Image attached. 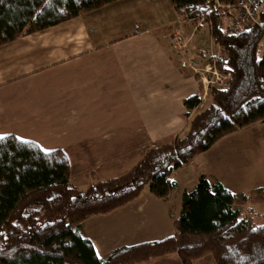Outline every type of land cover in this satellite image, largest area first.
I'll return each instance as SVG.
<instances>
[{"label": "trees", "instance_id": "obj_1", "mask_svg": "<svg viewBox=\"0 0 264 264\" xmlns=\"http://www.w3.org/2000/svg\"><path fill=\"white\" fill-rule=\"evenodd\" d=\"M113 1L0 0V45ZM169 2L194 25L204 17L211 40L226 55L225 63L218 59L217 66L230 71L229 82L209 87L207 102L172 139L145 150L126 172L93 177L83 187L70 181L69 161L61 148L44 150L13 133L0 135V264H132L171 253L181 264H197L205 254L212 264H264V221L234 205L252 195L264 197V186L235 194L203 174L194 188L182 191L175 232L167 237L119 245L99 257L78 231L87 217L119 208L144 189L168 198L177 190L173 169L225 134L264 122V0L254 4L259 24L239 32L223 25L227 11L215 0ZM201 101L198 94H190L182 104L189 111Z\"/></svg>", "mask_w": 264, "mask_h": 264}, {"label": "crops", "instance_id": "obj_2", "mask_svg": "<svg viewBox=\"0 0 264 264\" xmlns=\"http://www.w3.org/2000/svg\"><path fill=\"white\" fill-rule=\"evenodd\" d=\"M115 1L125 2L126 0ZM127 1L136 3L141 1L142 4L147 5L149 8L153 4H158L159 12L161 14L165 13L157 0ZM163 3L166 5L168 11L175 14V16H167L166 21L163 23L164 36L162 37L167 40L166 32L171 24H177L175 23V20L177 19L178 14L176 13L174 6L166 4V0H163ZM79 15L81 16L79 17ZM79 15L43 30L20 35L11 42L0 45V94L11 90L22 91V94H27L23 99H27L28 96H31V94H29L30 92L33 95L40 92V96L38 94L36 95L39 96L38 98L45 97L48 106L60 107L62 105L65 106L72 98H77L74 93L88 91L86 89H89L88 87L91 82L95 81L96 78L100 76H105L108 80L115 76H118L119 78L124 77L125 80L121 79V81L126 83L125 87L128 88L131 96L142 97L143 94H145L142 106L140 108L131 106V108L133 110L138 109L142 112L145 118L151 115V109L153 108L155 109L156 115L146 119L142 125L136 126V128L133 131L131 130L132 132L130 133L116 134L114 137L115 139L111 142L109 136H106L105 134H103L102 137L100 136V138L108 141L109 144L103 145L106 146L101 150L103 153H98L97 156L101 155V157H105L107 159V165L103 169L97 171L92 169L87 171L86 175L89 179L85 181L83 185L85 186L93 177L102 179L113 176L103 175V177H99L98 173L106 174L113 171L117 172L118 169H115V165L120 162L117 159L111 160L107 158L104 156L105 154L116 158L131 154L126 161L122 162L125 164L122 171L123 173L126 172L145 152V150L160 144L161 142L169 141L176 134L180 133L191 114L196 111L199 105L189 111L184 108L182 99L190 94H197L198 83L193 79L190 72L183 74L184 71L178 64L172 65L170 63L163 53H161L159 42L152 36H149L150 32L145 28L140 29V31H132V33H129L125 37L113 40V43L109 45L102 44L98 38L88 42L85 38L88 36L86 28H88V26L91 27L92 21H88L84 17L91 15V13L89 11L86 13H80ZM188 22L190 21L188 20ZM90 33H94L93 27H91ZM82 35H84L83 39ZM146 37H148L150 48L153 51L151 58H155L158 63L156 66L158 70V78L151 77V80H149V78L142 80V88L137 90L132 86L139 83L138 81H133V78L142 75L138 68L130 69L129 67V69H124V67L118 68L117 66L119 61H122L125 65V62H138V60H144V55L145 57H150V55L144 53V48L142 47L143 41ZM129 41H133L134 45H130ZM82 45L85 48L84 51H82ZM136 45L139 47L135 51L134 49ZM112 46L115 47L116 50H123L121 54L119 53L115 55L114 60L112 59L113 56L111 54L100 52L103 49ZM261 50H264V45L261 47ZM104 62L108 63L104 64ZM126 66L130 65L127 64ZM143 69L145 76L150 75L151 73L154 74L155 63L153 62L151 67L146 65ZM168 99L169 102L175 101L174 107L167 106L166 102H168ZM3 100L7 102L12 101L10 98H4ZM34 100L30 105V108H33L34 110L33 114L23 111V108L27 107L26 102H14L12 109L7 116L29 117L30 119L27 120V122L31 120V117L36 119L37 116L34 115L35 110L42 109L46 104L43 100H36V98H34ZM84 103L89 104L88 98L82 100V108L86 109L88 106H83ZM8 104L9 103H7V105ZM1 106L2 108H5L3 103ZM93 108L99 109L101 106L97 105L93 106ZM186 111L188 114L184 115V112ZM95 115L98 116L99 112ZM103 120V117H98V120H92L91 124L97 123L96 126H99ZM34 122H37V120H34ZM7 133H13L18 138H21L18 134L20 132H17L16 128ZM222 137L215 141L205 151L195 155L180 167L172 170V177L177 183V190L174 192H180L181 195L184 189L190 190L194 188L197 179L201 174H203L209 181H219L226 189L235 194L242 192L233 188V185L228 180V174L235 173V175H237V171L232 169V162H236L238 159L241 160V156L233 152L237 147V143L222 148V146H220V139ZM63 138L64 136L61 135L56 137L55 140H62ZM32 141L36 142L44 150L61 148L66 154L65 150L67 145L65 143L58 146L43 148L42 146H46L43 139L39 138L37 141L33 139ZM66 156L70 166V181L79 187L76 182L81 181L76 179L73 182L71 175L72 170H74L75 160L73 163L69 155L66 154ZM201 157H204L207 167L210 169L214 168L216 164L223 159L226 171H224V174L222 175L215 172L206 173L201 168L203 163L200 165L195 162ZM132 158L134 159L132 160ZM129 160L132 161L130 162ZM127 161H129V164L126 163ZM79 162L80 161H78L76 169L79 173H82V164ZM239 178H243V174H240L238 176V179ZM254 178L256 180L255 182L259 183H256L253 188L262 186L260 185L261 179L259 178L258 173L254 175ZM261 198V196L252 195L247 202L243 203L236 200L234 205L240 206L241 208L245 205L246 208H244V210H251L253 214H258L257 212L262 213L263 211L260 209V205H258ZM149 200L150 198L147 197L143 199L137 198L108 213L87 217L82 222V236L92 242L99 257H105L109 251L119 245H130L143 241L159 240L173 234L175 230H171L168 233H164L163 231L159 232V230H156V225L154 227V233L157 235L151 234L153 235L152 237L141 238L144 233H147L148 224L144 218H139V214L141 213L143 205ZM240 202L242 204H239ZM249 203L251 205H249ZM147 211H149V207L147 208ZM156 258L158 257L152 259L155 260Z\"/></svg>", "mask_w": 264, "mask_h": 264}, {"label": "rangeland", "instance_id": "obj_3", "mask_svg": "<svg viewBox=\"0 0 264 264\" xmlns=\"http://www.w3.org/2000/svg\"><path fill=\"white\" fill-rule=\"evenodd\" d=\"M157 2L160 3L161 8L165 12L164 14L159 12L158 4H153L149 8L147 5L142 4L141 1L136 3L129 2L127 0L125 2L114 1L105 7L90 11L91 15L84 18L88 21H92L91 27H93L94 33H90L91 27L88 26V28H86L88 36L85 38L88 42L98 38L102 44L109 45L113 43V40L125 37L129 33H132V31H140V29L145 28L150 32L149 36H152L159 42L161 53H163L170 63L172 65L178 64L184 71L183 74L190 72L193 79L198 83V90L196 93L201 97L202 101L198 106V108H201L207 102L209 87H223L229 82L230 76L225 78V83L223 82L221 85H216L215 82L212 81L213 77L210 70L206 67L209 63L213 65L214 61H210L211 56L220 55V52L223 53L224 51L220 45L213 43L211 40L204 17H200V19H198V23H200L199 26L194 25L188 17L184 18L185 15H183V13H179L175 8L176 13L178 14L177 19L175 20V23L177 24L174 25L173 23L170 25L166 32L167 38L170 33L180 31L187 39L186 48L188 55L191 57L194 56L192 57L194 58L193 60L192 58L190 59V64L188 61H182L177 58L171 44L169 43V38L167 39V42V40L162 37L164 36L163 23L166 21L167 16H175V14L167 10L163 0H157ZM166 4L173 6L169 3V0H166ZM80 16L81 15H79V17ZM239 17V10H232L226 18L224 17L223 25L227 27L233 19ZM188 20L191 23L188 22ZM175 32L173 34H175ZM83 37L84 35H82V39ZM130 45H134L133 41L130 42ZM263 45L264 40L261 43V47H263ZM138 47L139 46L136 45L134 50L136 51ZM142 47L144 48V53H147L150 57H145L144 55V60H138V62H125V65L122 61H119L117 66L118 68L124 67V69H129V67L130 69L138 68L142 75L140 77L136 76L133 78V81L135 80L139 83L132 86L137 90L142 88V80L146 78L151 80V77L158 78V70L156 68L158 63L155 58H151L153 51L150 48L148 37H146L143 41ZM84 49L85 48L82 45V51H84ZM122 51L123 50L121 49L116 50L115 47L112 46L107 47V49H103L100 52L111 54L113 56L112 59L114 60L115 55L119 53L121 54ZM193 61L198 62L197 71H193ZM153 62L155 63L154 74L151 73L150 75L145 76L143 73L145 68L143 69V67H146V65L151 67ZM107 63L108 62H104V64ZM217 63L218 62L216 60L214 65L218 71H221L218 68ZM127 64L130 66H126ZM203 76H205L207 80L202 79L201 77ZM111 78L112 79L109 80L105 76L96 78V80L91 82L89 85V89H86L88 91L74 93L77 98H72L65 106L62 105L60 107L48 106L45 97L38 98L40 96V92L35 93V95L30 92L29 94H31V96H28L27 99H23L27 96V94H22V91L11 90L3 94L1 93L0 135L16 128V131L20 132L18 134L22 139H35L36 141L39 138L43 139L46 144V146H42L43 148L58 146L65 143L67 145L65 150L66 154L69 155L73 163L75 160L74 170L71 172L72 180L73 182L76 179L80 180L81 182L76 183L79 187H82L85 181L89 179L86 175L87 171L90 169L97 171L103 169L107 165V159L105 157H101V155L97 156L98 153H103L101 150L106 147L103 145L109 144L108 141L100 138V136L102 137L103 134L109 136L111 142L115 139L114 137L116 134L130 133L136 128V126L142 125L146 119L156 115L155 109L153 108L151 109V115L146 118L138 109L133 110L131 106L138 108L142 106L145 94H143L142 97L131 96L128 88L125 87L126 83L121 81V79L125 80L124 77L119 78L118 76H115L114 78ZM203 82L208 83L207 87L203 84ZM4 98H10L12 101L7 102L3 100ZM34 98H36V100H43L46 104L42 109L35 110L34 115L37 116L36 119L31 117V120L27 122V120L30 119L29 117L7 116L9 111L12 109L14 102H26L27 107H24L23 111L33 114L34 110L33 108H30V105L32 104ZM86 98H88L89 104L84 103L83 106L88 107L83 109L82 100H85ZM168 102H166L168 107H174L175 101ZM2 103L5 108H2ZM7 103L9 104L7 105ZM97 105H100L101 108L94 109L93 106ZM97 112H99L98 116L95 115ZM98 117H103L106 122L103 120L99 126H96L97 123L91 124L92 120L96 121L98 120ZM34 120H37V122H34ZM60 133L64 136V138L62 140H55L56 137L61 136ZM220 140V146H222V148H226L231 144L234 145L237 143V147L233 152L241 156V160L238 159V161L232 162V169L237 171V175H235V173H231L230 175L228 174V180L233 185V188L237 191L243 192L252 189L256 183H259L255 182L256 180L254 175L256 173L259 174V178L261 179L260 185L264 186V122H256L244 126L223 136ZM130 155L131 154L116 158L105 154L104 156L107 158L111 160L117 159L120 162L115 165V169L118 170L117 172L113 171L106 174L98 173L99 175H97L99 177H103V175L114 176L123 173L122 169H124L123 167L125 164L122 162L126 161ZM133 159L134 158H132V160ZM132 160L129 161L131 162ZM78 161L82 164V173H79L76 169ZM129 161L126 163L129 164ZM195 162L200 165L203 163L201 168L206 173L215 172L222 175L224 174V171H226L223 159L212 169L207 167L204 157L197 159ZM240 174H243V178L238 179ZM146 197L150 198V200L143 205L139 218H144L147 221L148 231L147 233H144L141 238L152 237L153 235L151 234L157 235L154 233V227L156 225V230H159V232L163 231L164 233H168L171 230L174 231L175 228L173 227V221L178 217L180 210V192H174L168 198L161 199L151 195L147 189H144L138 199ZM239 204L242 203L240 202ZM249 205L251 204L249 203ZM258 205H260V209L263 212H257L258 214L255 213L253 215H255L254 219L256 221L262 222L264 221V197L260 199ZM148 207L149 211H147ZM244 208H246L245 205H243L242 209L244 210ZM78 231L82 235V223ZM132 264H181V261L175 253H172L159 256L155 260L151 258L150 260L147 259ZM197 264H212L210 255L205 254L200 257Z\"/></svg>", "mask_w": 264, "mask_h": 264}, {"label": "built area", "instance_id": "obj_4", "mask_svg": "<svg viewBox=\"0 0 264 264\" xmlns=\"http://www.w3.org/2000/svg\"><path fill=\"white\" fill-rule=\"evenodd\" d=\"M258 0H237L234 3L224 4L220 2L219 0H215L216 6L219 8H223L227 13L225 14V18L229 15V12L232 10H239L240 17L233 19L229 26H227L232 32H239L243 30H247L250 27H252L254 24H259L255 17L254 12V4ZM200 24V23H198ZM197 24V25H198ZM231 26V28H230ZM175 32V31H174ZM170 33L168 35L169 42L171 44V47L173 48V51L176 54V57L179 58L182 61H188L190 64V59L194 56H189L187 52V39L184 37V35L180 31H176ZM173 34V35H172ZM264 40V37H263ZM194 58H192L193 60ZM221 63H225L226 55L223 52H220V55L211 56L210 61H214L213 65L210 63L206 65L207 69L210 70V73L213 77L212 81L215 82L216 85H221L225 78L230 76V71L225 69L224 71H218L214 65L215 61L218 60ZM208 60V59H206ZM193 71H197L198 69V62L193 61ZM202 79H206L205 76L201 77ZM200 78V79H201ZM207 80V79H206ZM225 83V82H224ZM203 84L207 87L208 83L203 82ZM227 84V83H226Z\"/></svg>", "mask_w": 264, "mask_h": 264}]
</instances>
